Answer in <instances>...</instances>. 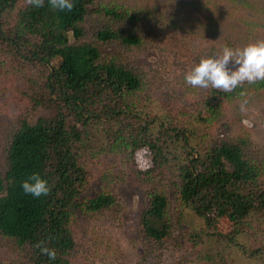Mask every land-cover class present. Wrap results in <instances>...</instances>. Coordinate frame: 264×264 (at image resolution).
<instances>
[{"label": "trees", "instance_id": "1", "mask_svg": "<svg viewBox=\"0 0 264 264\" xmlns=\"http://www.w3.org/2000/svg\"><path fill=\"white\" fill-rule=\"evenodd\" d=\"M229 1L238 6L244 0ZM90 16L95 19L87 30ZM151 19L142 8L95 0H73L71 10L53 8L49 0L40 7L30 0H0L1 62L28 86L0 165V238L18 250L11 264H72L78 212L114 205L109 171L100 174L101 189L84 196L90 174L83 148L95 136L98 153L118 157L149 184L138 227L154 251L170 237L174 212L178 224L189 219L182 236L204 255V264H264V165L250 156L244 138L216 139L206 131L222 104L264 90V81L229 92L210 87L197 113L154 111L143 74L117 51L99 47L140 46L138 25ZM209 39L211 55L241 47L239 37ZM140 149L150 154L145 169L134 160ZM33 172L47 179L46 196L23 193L20 182ZM223 218L230 222L227 232L217 229Z\"/></svg>", "mask_w": 264, "mask_h": 264}, {"label": "rangeland", "instance_id": "2", "mask_svg": "<svg viewBox=\"0 0 264 264\" xmlns=\"http://www.w3.org/2000/svg\"><path fill=\"white\" fill-rule=\"evenodd\" d=\"M95 2L120 4L132 10L142 8L154 21H143L138 25L143 38L140 46L123 49L114 44L99 45L103 52L117 51L124 62L143 74L145 94L154 111L169 110L176 115L197 113L200 98L210 87L186 85L184 73L201 57L211 55L213 47L210 44L213 41L210 37H239L241 47L252 42L250 38H264V0H244L243 5L238 6L229 0ZM256 6H262L263 10L259 11ZM94 19V16L87 18V30ZM249 35L252 37L246 39ZM205 47L207 49L204 50ZM1 60L0 165L3 166L8 139L24 111L28 86L18 72ZM58 61L55 59L52 63L56 65ZM220 109L221 114L206 127L207 134L224 140L244 138L250 156L264 165V90L231 104L224 103ZM90 139L83 148L90 174L84 196L91 197L98 192L101 189V172L109 171L113 176L109 189L114 194L115 203L98 213L78 212L73 225L76 246L72 264H204V255L198 249H191L183 238L190 229L189 219L180 220L178 224L174 212L170 237L162 248L153 250L138 227L149 184L134 176L129 165L118 157L106 152L98 153V136ZM134 160L140 169L149 167V151L138 150ZM169 197L173 205L172 196ZM217 229L227 232L230 222L221 219ZM17 261L15 245L0 238V264Z\"/></svg>", "mask_w": 264, "mask_h": 264}, {"label": "clouds", "instance_id": "3", "mask_svg": "<svg viewBox=\"0 0 264 264\" xmlns=\"http://www.w3.org/2000/svg\"><path fill=\"white\" fill-rule=\"evenodd\" d=\"M36 7L44 0H30ZM53 8L71 10L73 0H49ZM256 81H264V40H256L242 47L225 46L217 55L201 57L184 73V83L191 87L215 88L225 92L238 86ZM24 194L39 198L46 196L50 185L38 172L31 173L20 182ZM53 256V252H49Z\"/></svg>", "mask_w": 264, "mask_h": 264}]
</instances>
